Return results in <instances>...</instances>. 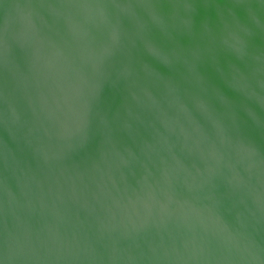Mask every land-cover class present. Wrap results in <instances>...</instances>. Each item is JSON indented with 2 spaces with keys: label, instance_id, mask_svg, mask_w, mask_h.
Instances as JSON below:
<instances>
[{
  "label": "water",
  "instance_id": "water-1",
  "mask_svg": "<svg viewBox=\"0 0 264 264\" xmlns=\"http://www.w3.org/2000/svg\"><path fill=\"white\" fill-rule=\"evenodd\" d=\"M0 264H264V0H0Z\"/></svg>",
  "mask_w": 264,
  "mask_h": 264
}]
</instances>
